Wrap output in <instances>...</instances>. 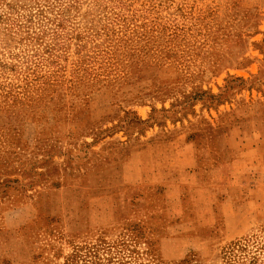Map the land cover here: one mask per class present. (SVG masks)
<instances>
[{
    "label": "rangeland",
    "instance_id": "rangeland-1",
    "mask_svg": "<svg viewBox=\"0 0 264 264\" xmlns=\"http://www.w3.org/2000/svg\"><path fill=\"white\" fill-rule=\"evenodd\" d=\"M0 264H264V0H0Z\"/></svg>",
    "mask_w": 264,
    "mask_h": 264
},
{
    "label": "crops",
    "instance_id": "crops-1",
    "mask_svg": "<svg viewBox=\"0 0 264 264\" xmlns=\"http://www.w3.org/2000/svg\"><path fill=\"white\" fill-rule=\"evenodd\" d=\"M242 192H243V191H241L240 193H242ZM235 196H236V195H235ZM223 206H224V205H223ZM245 210H246V209H243V211H236V212H235V215H236V216L246 217L247 214L245 213V212H246ZM231 215H232V214L229 213L228 218H230ZM224 217H225V219L227 220V216L225 215Z\"/></svg>",
    "mask_w": 264,
    "mask_h": 264
}]
</instances>
